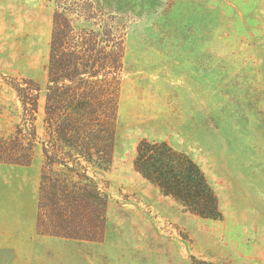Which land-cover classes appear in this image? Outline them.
I'll use <instances>...</instances> for the list:
<instances>
[{"label":"rangeland","instance_id":"obj_1","mask_svg":"<svg viewBox=\"0 0 264 264\" xmlns=\"http://www.w3.org/2000/svg\"><path fill=\"white\" fill-rule=\"evenodd\" d=\"M59 1L75 0H0L4 137L21 115L13 78L40 84L35 124L44 136ZM90 1L93 22L76 25L109 24L126 49L114 157L98 175L109 195L104 237L29 232L39 142L29 165L0 163V264H264V0ZM143 140L167 143L199 167L218 216L190 211L136 170Z\"/></svg>","mask_w":264,"mask_h":264},{"label":"trees","instance_id":"obj_2","mask_svg":"<svg viewBox=\"0 0 264 264\" xmlns=\"http://www.w3.org/2000/svg\"><path fill=\"white\" fill-rule=\"evenodd\" d=\"M69 2L59 1L53 15L44 136L40 138L35 124L40 84L13 78L7 85L16 93L21 115L9 136L0 135V163L29 165L40 142L44 164L37 233L101 241L109 195L98 175L110 168L114 157L124 33L118 38L109 24L77 26L79 21L93 22L95 2ZM135 168L190 211L218 216L216 199L199 167L167 143L141 141Z\"/></svg>","mask_w":264,"mask_h":264},{"label":"crops","instance_id":"obj_3","mask_svg":"<svg viewBox=\"0 0 264 264\" xmlns=\"http://www.w3.org/2000/svg\"><path fill=\"white\" fill-rule=\"evenodd\" d=\"M35 228H36V222L34 220V216H32V219L30 220V223H29L28 230L30 233H32L34 232ZM0 238H1L0 242L4 243V227L3 228L0 227Z\"/></svg>","mask_w":264,"mask_h":264}]
</instances>
